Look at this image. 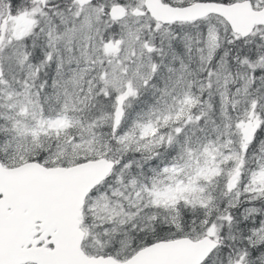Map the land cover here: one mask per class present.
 I'll return each instance as SVG.
<instances>
[{
    "label": "snow or ice",
    "instance_id": "obj_1",
    "mask_svg": "<svg viewBox=\"0 0 264 264\" xmlns=\"http://www.w3.org/2000/svg\"><path fill=\"white\" fill-rule=\"evenodd\" d=\"M0 264H264V0H0Z\"/></svg>",
    "mask_w": 264,
    "mask_h": 264
}]
</instances>
